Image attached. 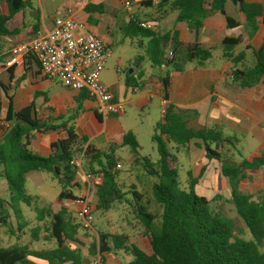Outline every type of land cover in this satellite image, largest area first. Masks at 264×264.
<instances>
[{
    "label": "trees",
    "instance_id": "trees-1",
    "mask_svg": "<svg viewBox=\"0 0 264 264\" xmlns=\"http://www.w3.org/2000/svg\"><path fill=\"white\" fill-rule=\"evenodd\" d=\"M228 1L243 13L249 35L256 34L260 23L264 24L262 3L249 0H160L156 8L164 12L163 15L176 11L177 22L185 23L189 30L198 34L204 21L214 13L226 17L229 30L242 25L227 15ZM141 4L148 8L153 6L151 2ZM28 7L30 5L25 0L0 2V60L3 56L2 39L19 33L13 24L23 21ZM103 10V5L89 4L85 8L87 13H103ZM141 24L138 19L131 20L125 28L126 35L150 39L149 59L153 66L165 71L164 76L152 77L149 82L152 94L161 96L165 102V113L156 124L152 137L159 153L158 162L152 164L141 157L140 144L132 131L124 134L120 145H111L107 150L97 149L89 143L86 135L79 134L76 120L82 110V102L87 99L84 93L75 99L76 108L55 119L39 116L34 102L17 111L12 98L7 95L9 107L6 121L9 125L6 128L2 125L0 131V176L7 182L9 198L0 199V226L9 229L12 235L27 228L29 221L22 210V205H25L35 212L36 221L41 223L30 231L32 238L39 241L43 234V241L54 246L49 249H34L19 244L1 247L0 264H88L82 253L85 248L91 258L100 257L102 264H106V255L116 251L133 255V261L127 264H264V193L260 192L254 198L248 193L237 192L241 182L250 179L248 171L264 168V150L250 159L235 162L229 150L223 152L225 147L235 146V137H225L217 127L191 128L189 119L194 113L169 102L171 73H181L187 64L193 62L197 68H203L213 57L214 49H205L198 43L184 47L177 31L161 34L153 29H144ZM241 44V37L224 38L222 56L233 65V81L242 88H252L259 85L264 77V42L258 49L247 47L246 50L252 52L251 66H245V51L236 53ZM167 45H171L172 49V56L168 58L164 52ZM140 62L141 58H138L136 64ZM131 82L135 84L137 81L129 77L126 84ZM1 88L7 93L6 87ZM97 117L102 121L101 116ZM50 132L63 137L50 144L49 153L42 155L34 149L33 141ZM193 143L204 149L208 160L221 164V174L232 190L230 202L244 221L252 240L235 235L234 220L223 218L221 213L213 210L212 204L222 199L220 195L208 199L196 194L195 188L205 175V167L198 177L188 173L189 189L181 188L178 159L169 146L173 144L189 151ZM120 148H128L133 162L143 163L146 173L156 179L152 193L160 213L149 210L135 185H131L130 191L120 185V159L116 155ZM80 154L83 172L103 174L102 184L95 189L96 211H109L115 205H129V210L133 212L131 215L140 224L141 234L150 240V255L124 233L99 232L87 247L78 238L82 226L72 221L66 209L54 212L51 208H39L36 198L27 193V175L43 172L50 174L62 188L60 202L79 201L75 190H81L78 183L81 171L73 160ZM128 194H132L131 199L127 198ZM11 219L15 220L16 228L12 227Z\"/></svg>",
    "mask_w": 264,
    "mask_h": 264
},
{
    "label": "crops",
    "instance_id": "crops-1",
    "mask_svg": "<svg viewBox=\"0 0 264 264\" xmlns=\"http://www.w3.org/2000/svg\"><path fill=\"white\" fill-rule=\"evenodd\" d=\"M3 1L0 0V2ZM25 1L29 3L30 7L25 10L23 21L13 24V27L18 29L19 33L2 39L3 56L0 60V114H7L9 107L8 95L13 100L15 110H21L34 102L39 116L55 119L60 115H66L70 110L76 108L77 103L75 99L82 93L67 89L57 81L46 79L42 75L37 62L31 57L27 58L22 65H17L12 68L5 66L12 48L30 42L39 35L48 33L56 19L54 17L47 18L41 12L42 0ZM118 1L120 4L123 3V0ZM133 1L138 4L140 12H142L146 19L141 20L135 14H129V22L138 19L142 23L152 24L155 27L154 29L158 31L160 25L170 17L174 25L172 30L168 32L177 31L179 41L184 47L198 43L205 49H214L213 57L203 68H197L196 63L193 62L187 64L183 72L171 73L169 102L180 109L194 113L189 119V126L191 128L217 127L222 132L223 129L230 128L244 139L249 136L260 139L261 146L259 151L250 158L259 155L264 150V77L262 82L257 86L252 88L240 87L233 81V65L222 56L221 43L224 38L231 36L229 35L230 32L243 31V35L240 34L239 36L233 37L242 38V44L236 49V53L246 52V66L248 60L253 61L252 52L246 50L247 47L258 49L264 42V24L260 23L259 30L256 34L249 35L244 25L245 17L243 13L238 10V7L228 1L226 5L227 15L242 25L237 29L229 30L227 28L226 17L221 13H214L204 21L203 28L197 34L189 30L185 23L177 22L178 13L176 11H171L167 15H163L164 12L158 11L152 15L149 9L156 8L160 0ZM249 1L264 4V0ZM142 2H151L153 6L149 8L145 7L141 4ZM89 4L103 5V12L109 9L116 12L115 0H73L67 6L68 9L71 8L69 12L72 15L66 18L75 19V14L83 12L91 32L98 36H110L111 32L109 28L100 26L95 17L99 12L87 13L85 11L86 6ZM38 17L39 23L37 25ZM91 21L95 25H92ZM141 75L143 74L140 73ZM56 82L65 91L54 93L53 95L49 89ZM125 85L127 86L126 83ZM1 86L6 87L7 93L3 91ZM153 96L156 95L152 94L150 83L145 86L139 82L133 84L130 89L128 88L123 95L127 104H136L138 107H144L149 104L151 102L149 98ZM157 96L160 98L163 112L165 102L161 96ZM91 121L94 122L93 134L88 127ZM76 127L79 134L86 135L89 138V143L100 150H107L114 144L120 145L123 141L124 134L129 129L118 119V116H109L99 121L94 110V104L88 99L82 102V110L78 114ZM129 131L135 134L134 130ZM135 136L138 140L136 134ZM62 137V135L55 132L38 136L33 141V147L40 154L46 155L49 153L50 144ZM95 141L98 144H94ZM193 147H196L195 143L191 145L190 149L192 150ZM120 149L117 150L116 155H118ZM247 175L250 179L241 182L240 188L244 189L246 193L252 195L254 198H257L255 193L257 195L260 192L264 193V168L254 172L248 171ZM78 183L80 184L79 177ZM85 187V184L83 187L81 186V188Z\"/></svg>",
    "mask_w": 264,
    "mask_h": 264
},
{
    "label": "rangeland",
    "instance_id": "rangeland-1",
    "mask_svg": "<svg viewBox=\"0 0 264 264\" xmlns=\"http://www.w3.org/2000/svg\"><path fill=\"white\" fill-rule=\"evenodd\" d=\"M73 0H42V9L47 18L49 17H70L67 6ZM116 12L109 9L103 13L95 15L98 23L102 27H108L111 32L110 36H99L108 47L107 64L101 74V82L103 85L110 87L115 94L117 100L125 104V114L118 115V119L128 127L129 130H134L138 137L140 144L141 157L147 158L150 163L156 164L159 160V153L156 144L152 141L155 133L156 124L161 121L162 107L160 98L156 95L150 97L151 102L144 107H138L136 104H127L124 93L128 88L133 85H125L128 78L136 79L137 82L148 85L152 77H161L165 75V71L159 67L153 66L150 59L148 49L150 47V39L142 37L127 36L124 27L129 24V14H135L138 19L145 20L146 17L140 12L138 4L131 0V6L126 7L124 3L120 4L115 0ZM147 9V8H145ZM152 15L158 12L157 8L149 9ZM85 14H75V19L79 21L85 20ZM92 25H95L91 21ZM174 22L172 18H168L166 22L160 25L158 33L164 34L172 30ZM244 34L243 31L230 32L231 36H239ZM98 36V35H97ZM171 45H167L164 52L165 57H170ZM141 58L140 64H136V60ZM252 64L251 60L246 62V66ZM142 73V77L138 75ZM136 82V83H137ZM57 83V82H56ZM53 83L49 91L51 94L63 92L60 84ZM112 86V87H111ZM3 111V110H2ZM8 127L9 123L6 121V113L0 114V131L1 126ZM89 130L94 133V122L89 123ZM225 137H235L237 143L235 146L224 148L223 152L229 149L230 154L233 156L235 162H240L248 159L259 151L261 140L255 137H247L244 139L236 131L230 128L223 129ZM200 142V141H199ZM94 144H98L97 141ZM170 149L178 159V172L179 181L182 189H189L190 180L188 173L194 177H198L203 167L206 172L202 180L199 181L195 188L196 194L212 199L220 195L217 203L212 204L213 210L221 213L223 218H230L235 222V235L240 236L246 240H252L250 232L248 231L244 221L237 215L234 205L230 202L232 190L229 186L228 180L221 174V164L215 160H208L204 149L193 147L189 151L175 147L171 144ZM119 164V183L125 187L126 191H130L131 185L137 187V191L143 195L144 204H148L151 212L160 213V207L154 200L152 193V185L156 179L146 173L143 163L135 164L132 155L128 148H122L118 151ZM81 158V154L76 156ZM83 160V159H82ZM85 173V172H84ZM80 174L79 181L81 186L80 192L76 189L79 199L83 200L78 202L59 201V195L62 188L58 182L47 173L38 172L27 175L26 191L29 195L36 198V203L39 208H51L54 212L60 211L62 208L68 211V216L76 225L83 224L81 216L83 205H90L93 210L92 229L89 231L83 230L80 227L78 238L83 241L88 247L94 238L98 237L99 232L111 234H127L131 237V241L146 254L152 253L149 238L141 234L140 224L131 215L133 212L129 210V205H115L109 211H96L95 207V189L88 187L86 183L85 174ZM237 192L246 193L244 189L238 187ZM255 196L257 194L255 193ZM9 191L8 185L4 178L0 176V199H8ZM128 199L132 198V194H128ZM23 214L25 219L29 221V226L21 232H16L12 235L9 229L0 226V248L9 247L14 244L29 245L34 249H49L53 248L52 243L43 241V234L40 240L36 241L32 238L30 231L41 223L36 221V214L29 207L22 205ZM134 219V220H133ZM13 228H16V222L11 219ZM16 230V229H15ZM262 250V249H261ZM84 258L88 264H93L96 258H91L88 255L87 248L82 250ZM134 257L131 253L124 251H116L106 255V264H127L133 261Z\"/></svg>",
    "mask_w": 264,
    "mask_h": 264
},
{
    "label": "built area",
    "instance_id": "built-area-1",
    "mask_svg": "<svg viewBox=\"0 0 264 264\" xmlns=\"http://www.w3.org/2000/svg\"><path fill=\"white\" fill-rule=\"evenodd\" d=\"M123 3L127 8L131 6V0H123ZM141 26L155 30L149 23H142ZM29 57L37 62L46 79L57 81L72 91L84 93L94 104L95 113L102 118L125 114V104L117 100L113 91L101 82V74L107 64L108 47L89 30L86 22L66 17L56 18L48 33L12 48L5 66L12 68L22 65ZM162 113L164 115L165 107ZM73 163L83 174L82 158L75 157ZM84 174L89 188L96 189L103 182L101 173ZM79 201L83 202L81 199ZM92 212L90 205H83V230L92 229ZM93 264H102L101 258L97 257Z\"/></svg>",
    "mask_w": 264,
    "mask_h": 264
}]
</instances>
